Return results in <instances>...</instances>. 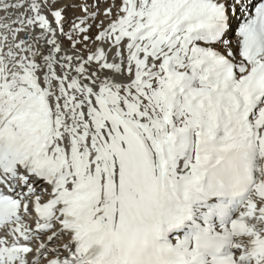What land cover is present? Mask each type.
<instances>
[{
	"label": "snow or ice",
	"instance_id": "obj_1",
	"mask_svg": "<svg viewBox=\"0 0 264 264\" xmlns=\"http://www.w3.org/2000/svg\"><path fill=\"white\" fill-rule=\"evenodd\" d=\"M0 264H264V0H0Z\"/></svg>",
	"mask_w": 264,
	"mask_h": 264
}]
</instances>
